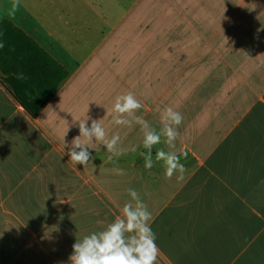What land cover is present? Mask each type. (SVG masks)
Here are the masks:
<instances>
[{"label": "crops", "instance_id": "obj_1", "mask_svg": "<svg viewBox=\"0 0 264 264\" xmlns=\"http://www.w3.org/2000/svg\"><path fill=\"white\" fill-rule=\"evenodd\" d=\"M14 3L0 0V22L68 78L41 107L0 70V230L11 226L13 264H68L76 239L135 206L129 188L152 214L155 264H264V0ZM129 92L157 133L167 107L183 116L175 148L163 135L153 146L151 169L135 164L140 126L113 123L116 97ZM85 120L99 121L106 139L119 134L126 151L109 161L103 142L82 138L92 159L72 163ZM160 149L180 157L182 181L166 179Z\"/></svg>", "mask_w": 264, "mask_h": 264}, {"label": "clouds", "instance_id": "obj_2", "mask_svg": "<svg viewBox=\"0 0 264 264\" xmlns=\"http://www.w3.org/2000/svg\"><path fill=\"white\" fill-rule=\"evenodd\" d=\"M18 3L19 0H15L13 11ZM142 107L143 105L131 92L117 96L113 106L115 113L113 123L127 127H131L133 123L140 126L143 133V147L146 149V152H141L140 155L144 158V167L151 169L154 166L153 146L161 142V135H163L167 138L166 142L169 147L175 148L174 142L179 135L177 128L181 125L183 116L172 107H167L161 117L164 127L161 133H157L155 129L149 127L143 117L135 115L136 111ZM125 116L132 117V120L125 119ZM79 133V136L72 140V148L67 153L70 161L76 165H86L92 159L82 138L86 141H92L94 138L96 141L103 142L107 151L111 153L108 157L109 161L126 151L122 148L117 149L121 139L119 134L106 139L105 129L97 120H93L90 127L87 126L86 120L81 122ZM130 150L135 152L136 147L133 146ZM156 160L164 162L166 179H171L174 173H179L178 181L184 179L186 168L175 152L157 150ZM113 171L117 175L124 174L119 168H114ZM128 193L135 201V206L125 203L120 215L116 216L104 230L93 232L79 240L76 239L72 246V254L68 258V264H155L159 247L156 243V235L149 223L152 214L136 190L129 188Z\"/></svg>", "mask_w": 264, "mask_h": 264}, {"label": "trees", "instance_id": "obj_3", "mask_svg": "<svg viewBox=\"0 0 264 264\" xmlns=\"http://www.w3.org/2000/svg\"><path fill=\"white\" fill-rule=\"evenodd\" d=\"M0 70L5 80L31 87L42 107L68 78V72L45 52L30 36L12 22H0ZM33 116L37 113L32 112ZM154 147L152 154L154 153ZM146 152V149L140 151ZM136 166L144 164L140 155Z\"/></svg>", "mask_w": 264, "mask_h": 264}, {"label": "rangeland", "instance_id": "obj_4", "mask_svg": "<svg viewBox=\"0 0 264 264\" xmlns=\"http://www.w3.org/2000/svg\"><path fill=\"white\" fill-rule=\"evenodd\" d=\"M107 207V206H106ZM14 234L11 226L0 230V264H13L14 258L19 257L18 253H13L12 246H7L5 243H12Z\"/></svg>", "mask_w": 264, "mask_h": 264}]
</instances>
